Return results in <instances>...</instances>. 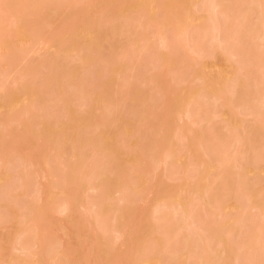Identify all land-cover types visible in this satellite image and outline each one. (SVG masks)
<instances>
[{
    "label": "rangeland",
    "instance_id": "obj_1",
    "mask_svg": "<svg viewBox=\"0 0 264 264\" xmlns=\"http://www.w3.org/2000/svg\"><path fill=\"white\" fill-rule=\"evenodd\" d=\"M231 1L229 21H257L260 0ZM198 13L201 0H0V264H237L249 236L231 212L264 196V107L255 68L221 49L252 37L218 22L200 51ZM215 130L234 135L224 155Z\"/></svg>",
    "mask_w": 264,
    "mask_h": 264
},
{
    "label": "bare ground",
    "instance_id": "obj_2",
    "mask_svg": "<svg viewBox=\"0 0 264 264\" xmlns=\"http://www.w3.org/2000/svg\"><path fill=\"white\" fill-rule=\"evenodd\" d=\"M222 5L223 4L221 3V0H212V1H209V0H207V1L201 0V11H202L203 16L202 17L201 16L199 17L200 18V22L198 20H195L196 21V24L195 25L197 26V30L198 31H201V29H202V31L200 33L201 35L196 34L197 37L194 36V37H192V39H194V41L197 42V43L199 41L201 43H203V40L202 39L206 37L204 34H210V32L207 33L208 31H211V32L214 31V30H216V31L217 30L222 31L223 29L219 27L218 22H224L225 24H227V25H225L227 28H224L223 27L226 30H223L222 31L226 35H228V33L227 32H224V31H229V28L230 27L234 29L233 32H234L235 37L233 36V38H232L233 40H237V39L239 40V39H241V37H243L245 39H247V37H249V39H251V37H252V40H251L252 42L251 41H249L250 43L247 42V46L244 47V48H237L234 43H227L225 47L222 45L221 46V49H223V51L227 50L225 52H228L229 51V52H233V53L237 54L239 56V59L242 62H244L245 64H247L249 66L251 65L252 67L255 68L254 71H253L254 72L253 78H249V80H247V82L252 87V89H254V88L256 89V90L255 89L252 90L251 92L253 93V96L260 101L262 107H264V85H263L264 84V66L262 65L263 62L261 63V59H264V58H261V56H260L261 53L260 54H257L258 51H260V50H258L255 46L251 45L254 40H260L264 44V1L263 0L262 1L261 0L258 1L255 10L254 9H251L252 11H250V12H253V10H254V12L256 14L257 21L254 22V23H249L248 22L247 15H245V16L242 17V20H240V23H239V21L236 24L235 23H232V21H229L228 20V16H230L231 14L232 15H235L237 13V8L235 10L233 9V7H236V5L232 1H231V4H229L227 6H224V5L222 6ZM218 7H221L220 10H218L219 13H220L219 16L216 15V11H215V9L218 8ZM211 11L214 12V15H211ZM202 14H199V15H202ZM197 18H198V16H197ZM201 18H202V21H201ZM195 21H194V23H195ZM197 23L199 25H197ZM195 25H192V26L195 27ZM198 26H200L201 29H200V27L198 28ZM226 35L223 34V37L222 38H224L225 40L228 41L229 39H227V37L229 38L230 35H228L227 37H226ZM256 37H257V39H256ZM166 38L169 39V37L167 35H166ZM205 39H204V41H205ZM175 40L176 39L174 38V41H170V40L167 41V43H169V41H170V45L172 43L173 44L176 43V45H174L175 47H173V49H175L174 51L177 50V47L178 48L181 47V42L180 41H177V40L175 41ZM197 40H199V41H197ZM178 42H180V44ZM200 42L197 44L198 47H199V44H201ZM224 42H226V41H224ZM236 42L238 43L239 41H235V43ZM250 46L252 48H254V47L255 48L252 49ZM194 48H197V47L195 46ZM200 48L201 47H199L198 50H200ZM250 49H252V51ZM256 49H257V51L254 52L253 50H256ZM206 51H209V50L206 48ZM185 58L186 57H184V59ZM181 59H182V57H181ZM182 61H183V59H182ZM184 61H186V59ZM262 61H264V60H262ZM258 73H261V74H258ZM257 75H259L258 76L259 78L256 77ZM194 110L195 109H191L189 111L192 114L193 113L196 114V111H194ZM201 111H202V109H200L198 111V113H200ZM257 114L260 115L259 112H257ZM226 122H227V120H226ZM214 135L216 136V139H217V142H215V145L213 147L214 154H216V155H224V154H226L228 152V150H229L232 142L235 140L234 135L222 134L220 131L218 132V130L215 132ZM229 175L230 174L228 172H225L224 174H222L221 179H220V180H222V184H226L227 178L229 177ZM246 192L249 193V194L246 193V196H245L244 199H238L239 201L237 203V208L235 209L236 211L234 210V211L231 212L232 215L235 216V212L237 213L238 210H242V211H239V213H240V215L241 214H243V215L241 217L239 215V218L240 219L241 218L243 219L242 221L246 225V227H247L246 230L248 232V233H246V235H245L244 238H247V236H249V238L244 239L246 243L243 242L244 240L242 239L243 240L242 241L243 242L242 243V246H245V247L242 249L241 246H239L240 251L241 250L242 251L239 252V254H237V256H236V262H237V264H254L255 262H258L260 259L262 260V257H264V248L261 245V242H264V240H263L264 237H263V235H261L262 233L255 231L256 228L255 229H251L252 227L254 228V226H257V224H255L257 222H255L254 220H252L253 219L252 215H249L248 212L247 213L244 212V210L250 204L248 202V200H249V201H251V204H253V202H254V205L253 206L258 210V213H257L258 215L257 216H260V217L259 218L256 217V218L259 219V220L261 218L264 219V214H263V211H262V209L264 210V206H263V208H261L262 205H264V198H263L264 196L263 197L262 196H258V197H262V199L260 198V200H259L260 202L258 201L259 198L257 196H254L255 200L252 202V199H251L252 197H250L251 192H249V190H246ZM247 196L250 197L249 199L247 198L248 200L246 199ZM256 198H258V199H256ZM246 201L249 204H246ZM177 203L175 205L173 204V206L171 204H169V206H166L165 205L164 208L166 207L167 210H163V211L161 210V212L158 213V217L161 218V219H164V220L173 218L171 216H173L174 214L171 215V210L172 209H175V211H177L178 206H180L179 201ZM244 203L246 205H244ZM62 207L64 209V206H62ZM243 207H245V208L244 209H241ZM164 208H162V209H164ZM259 212L262 213V214H260ZM183 213H184V215H187L188 214L185 211ZM247 214H248V216H247ZM187 216H189V214ZM236 216H237V218H236ZM236 216H235V218L236 219H239L238 218V215H236ZM253 216L255 218V215H253ZM258 223H260V222L258 221ZM253 224H255V225H253ZM248 228H249V230H248ZM253 241H254V245L252 243ZM248 246H249V248L253 246L252 247V250L250 251L248 249V251L245 252V248H248ZM242 252H244V253H242ZM242 254H244L245 256L247 255L246 257H244L245 258L244 260L242 259L243 258ZM200 264H205L204 257H201Z\"/></svg>",
    "mask_w": 264,
    "mask_h": 264
}]
</instances>
